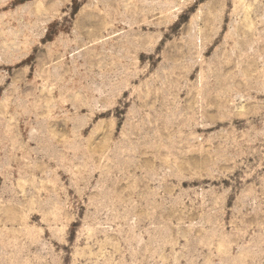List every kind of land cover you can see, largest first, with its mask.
<instances>
[{
	"label": "rangeland",
	"instance_id": "1",
	"mask_svg": "<svg viewBox=\"0 0 264 264\" xmlns=\"http://www.w3.org/2000/svg\"><path fill=\"white\" fill-rule=\"evenodd\" d=\"M0 264H264V0H0Z\"/></svg>",
	"mask_w": 264,
	"mask_h": 264
}]
</instances>
